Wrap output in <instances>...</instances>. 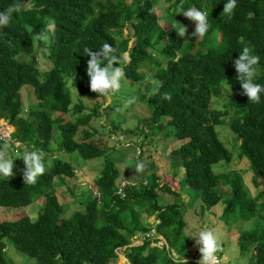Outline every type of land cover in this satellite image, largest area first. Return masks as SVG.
<instances>
[{
    "label": "trees",
    "instance_id": "16d2710c",
    "mask_svg": "<svg viewBox=\"0 0 264 264\" xmlns=\"http://www.w3.org/2000/svg\"><path fill=\"white\" fill-rule=\"evenodd\" d=\"M223 2L0 0V11L14 9L8 24L0 26V123L13 128L7 141H0L13 159V175L0 177V211L18 214L14 220L0 221V264H110L122 248L129 264H173L189 256L191 242L180 193L160 183L152 160L141 159L143 183L125 185L119 196L116 161L94 143L89 124L95 111L87 114L81 100L99 96L89 89L83 49L99 50L104 42L117 49V57L127 53V61H118L124 81L139 85L150 81L136 93L148 109L147 118L132 129H122L118 120L108 128V136L121 133L140 140V158L147 141L155 137L183 142L167 158L170 166L177 165L176 172L183 169L177 185L196 192L202 214L223 201L220 220L228 226L230 221L254 220L249 231L239 230V253L246 256L242 264H264V223H258L264 221V95L259 102L247 101L232 67L240 49L248 47L259 57L254 82L264 85V0H237L230 16L222 12ZM23 3L32 7L23 10ZM159 3H170L163 25L155 9ZM190 6L208 13L210 26L203 37L192 36L194 23L180 17ZM171 17L185 27L184 37ZM45 18L54 19L56 25L47 44L32 39L44 28ZM38 55L48 63L47 69L38 66ZM24 87L32 88L36 101L27 112L19 93ZM225 89L228 99L223 110H214L212 99ZM111 94L128 97L116 91L105 95ZM217 125L228 127L230 149L218 138ZM32 150L44 153L45 171L34 184H27L20 158ZM0 158L7 159L1 147ZM100 159L102 167L91 179L94 190L87 184L79 186L85 177L77 174L84 172L78 166ZM234 159L248 163L253 193L241 171H213V166H226ZM73 188L83 189L76 201ZM159 192L172 195L173 202L159 204ZM66 195L83 206L68 217L65 202L59 200ZM37 199L42 204L31 218L22 210ZM152 229L164 240L162 248L151 246L156 238L130 246L136 232L147 234ZM8 245L22 256L18 262Z\"/></svg>",
    "mask_w": 264,
    "mask_h": 264
},
{
    "label": "rangeland",
    "instance_id": "374dc122",
    "mask_svg": "<svg viewBox=\"0 0 264 264\" xmlns=\"http://www.w3.org/2000/svg\"><path fill=\"white\" fill-rule=\"evenodd\" d=\"M163 0H160V3H162ZM160 3L156 6V13L159 16V24L163 25L164 23V17L163 14L168 10L170 7V3H165L160 6ZM21 9L27 10L32 7L31 3H23L21 6ZM181 19H186L182 15L180 16ZM194 23V22H192ZM128 32L130 29L127 30ZM126 30H123V35L127 33ZM38 59V66L41 69H47L49 67L48 63L41 58V56H37ZM150 81L146 80V82L140 83H131L128 81H124L122 79L121 81V88L117 90V93H124L128 95L127 99H124L121 96L114 97L111 95H105V94H99L95 93L98 98H93L92 100H86L82 99L81 102L84 106V111L87 112V114H92L93 111H95V116L91 119L89 126L94 129L92 134L94 135L95 139V145L104 150L107 153V157L116 161L115 164L118 167L120 171V176L118 179V182H127L129 184L137 183L141 181L143 178L141 176V170H137L136 165L137 163H142L143 160H152L154 164V168L156 170L157 175L160 177V183H164L172 191H176L180 193V199L184 203V212H185V221H186V227H185V233L186 236L188 235V232H196L199 231L201 228H207L213 231V233L216 235L218 240V252L220 257L222 258L221 264H242L246 256L240 257L239 256V249H238V236H239V230H248V227H251L252 222L254 220H251L247 223H241L236 222L230 224L232 221H230L229 226L226 224V222L223 220H220L221 213L224 211V202L221 201L219 204H217L215 207L211 208L209 212H205L202 214L201 212V204L199 201V198L196 195V192L194 190L187 189L185 186L179 188L177 185L178 177H183V169L179 168L180 171L176 172L175 178H172L171 174L173 171L177 170V165L172 164L170 166V161L166 158L169 157V153L175 149H177L181 143L180 141L173 140L172 138H161L158 139L157 137L148 140L147 145L144 147V152L141 158L143 160L136 159L137 157V148L139 141L138 139H134L135 137H130L127 140L122 141L121 143H117L115 140H120L122 138L121 133L116 135L108 136L110 132H108V128L111 129L110 125L112 123H116L118 120L123 123L120 125L122 129H132L134 126L137 125V122H139L141 119L147 118L148 115V109L139 101L137 98V91H140L141 93L143 90L141 89L145 84ZM32 88L30 87H24L22 88L19 93L21 96V102L23 105L24 112H27L30 108L34 107L36 104ZM227 90H222L221 96L212 99L211 108L214 110L220 111L223 110V105L226 104L227 100H224L223 98L227 97L226 94ZM74 92L71 90V96L73 97ZM78 99V98H77ZM77 102V100H72V104ZM95 104V106H93ZM109 105V109H106V106ZM135 117L136 119H133L132 117ZM2 123H0L1 126ZM6 125V132L8 134H11L13 132V129L8 124ZM91 128H86L87 131H91ZM8 129H10L8 131ZM215 131L218 135V138L221 140L223 145L230 149V140L231 135L229 132V129L227 126H221L217 125L215 126ZM2 132V130H0ZM118 133V132H116ZM155 140H158V142L155 143ZM145 142V140H144ZM127 145V147H126ZM143 145V143H142ZM2 154L6 155L7 159H11L6 154V148L1 145ZM234 153V151H233ZM55 155H57L55 153ZM74 162V165L78 164V160L76 158L72 159ZM225 165L224 163H219L216 166H213V171L215 173L219 172H228L231 170L240 172L242 174L245 186L248 188L250 193H253L255 190V187L251 185V172L248 170V163L245 160L237 161L234 159L232 162L227 164L226 166H220ZM78 167H81V169L84 171L83 173H80V170H78L77 174L79 176L85 177L83 182L79 183V186L88 185L89 189L94 190L91 179L95 178L97 174L99 173L101 167H102V161L100 160H94L90 161L88 163H83L82 165H79ZM177 179V180H176ZM127 180V181H125ZM143 181V180H142ZM141 181V182H142ZM223 192L225 194H229V191L227 188L223 187ZM83 189L80 188H73V192L76 195V200L79 199L80 191ZM63 200L65 202L64 204V216L68 217L75 209H83L82 205L77 204L72 197L69 195L64 196L63 198H60L59 200ZM174 200L173 196L164 193L159 192L158 193V202L159 204H170ZM42 200L37 199L35 202L26 207L23 208L22 211L24 213L28 214L31 218H35L37 215V212L35 210L39 209V206H41ZM14 211L10 212H4L0 211V221L3 220H14L18 216V214H13ZM153 217H150L148 219V222H153ZM259 224H263L264 221L259 220ZM250 230V229H249ZM248 230V231H249ZM247 231V232H248ZM191 241L192 246L190 247L191 255L190 257H197L198 256V246L194 244V240L192 238H189ZM8 250L12 251L14 253L13 257H15L19 261L18 257H22L19 254L15 253L14 250H11L10 245L7 247ZM119 253H117V258H115L110 264H128L122 257L123 249L118 250ZM9 253H6V256H8Z\"/></svg>",
    "mask_w": 264,
    "mask_h": 264
},
{
    "label": "clouds",
    "instance_id": "9594fccd",
    "mask_svg": "<svg viewBox=\"0 0 264 264\" xmlns=\"http://www.w3.org/2000/svg\"><path fill=\"white\" fill-rule=\"evenodd\" d=\"M236 2L237 0H224L222 12L230 16L232 10L236 6ZM13 11L14 9L11 7L4 11H0V26H5L8 24L11 18V13ZM179 14L187 18L189 21L194 22V30L191 33L192 36L203 37L205 33L208 31L210 25H209V17L207 12L195 6H190L184 9ZM171 19L174 21L173 17H171ZM174 23L177 26V33L182 37H184L185 27L176 21H174ZM55 27L56 25L54 19L45 18L44 28L38 32H34L32 39L34 41H39L47 44L49 40V34L55 31ZM116 51L117 49L114 48L112 45H110L108 42L102 43L99 47V50H92L90 48L83 49L84 52L83 56L88 57L86 61L85 73L86 76L88 77L89 89L92 92L99 94H108L109 92H115L121 88V81L124 77V71H123V67L120 66L119 62H125L129 59V57L126 52H120L119 57H117L115 55ZM258 60L259 57L257 55L252 54L248 47H242L239 51V54L232 61V67L236 73L235 79L239 83V87L242 90V94L246 96L247 101H251V102H259L261 96L264 95V85L254 82V76L256 73L255 66H257ZM153 83L157 87L159 86L158 81H153ZM74 92L77 96L75 87H74ZM223 99L227 100L228 97H225ZM5 124L7 123H4L0 126V130H2V133L6 135L3 141H7L9 135L12 134V133L8 134L6 132ZM121 136L122 138L120 140L117 139L115 140L116 142L119 141L117 143H121L122 141L128 139L125 138L123 135ZM140 150L141 149L137 148L136 159L140 158L139 157ZM43 158H44V153L42 151H36V150L25 151L22 154V158L20 159L22 160L24 166L23 168L24 183L34 184L37 178L44 173L45 163ZM12 166H13V159L0 158V177L12 176L13 175ZM142 167L143 165L141 163H137L136 165L137 170L141 169ZM173 170L174 169L172 167V171ZM175 173L176 171H173V173L171 174L172 178H174ZM141 181L137 183H141ZM128 184H129L128 181L121 182L120 188L117 190V194L119 196L121 197L123 196L122 188ZM133 184L135 185L136 183ZM155 238H156L155 241L151 240L152 241L151 246L162 248L165 244L164 240L162 239V237L156 236L154 229H152L147 234L136 232L131 238L132 242L130 246L141 245L143 241L149 239H155ZM187 238L188 239L192 238L194 240V244L198 246V256L190 257L191 255L190 247L192 246L191 244L190 247L188 248L189 251L188 258L183 260L182 257L180 260L174 261L173 264H184V261H194L197 264H215L217 259L219 260V264H221L222 258L220 257L219 252L217 251L218 240L212 230L207 228H201L199 231L196 232L190 231L188 232ZM158 243L159 245L157 246ZM122 249H123L122 257L129 264L128 260L125 257V253H124L125 249L124 248ZM116 253H119L118 250L116 251ZM171 256L176 257L174 254H172ZM239 256L243 257L240 255V253Z\"/></svg>",
    "mask_w": 264,
    "mask_h": 264
},
{
    "label": "built area",
    "instance_id": "2783aa9c",
    "mask_svg": "<svg viewBox=\"0 0 264 264\" xmlns=\"http://www.w3.org/2000/svg\"><path fill=\"white\" fill-rule=\"evenodd\" d=\"M5 134H3L2 132H0V141H3V139L5 138ZM159 245V243L157 244V246ZM215 264H219V260L217 259Z\"/></svg>",
    "mask_w": 264,
    "mask_h": 264
},
{
    "label": "bare ground",
    "instance_id": "6f19581e",
    "mask_svg": "<svg viewBox=\"0 0 264 264\" xmlns=\"http://www.w3.org/2000/svg\"><path fill=\"white\" fill-rule=\"evenodd\" d=\"M10 129H8V131H9Z\"/></svg>",
    "mask_w": 264,
    "mask_h": 264
}]
</instances>
